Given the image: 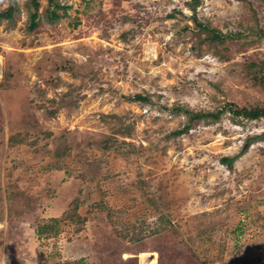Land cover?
Returning a JSON list of instances; mask_svg holds the SVG:
<instances>
[{"label":"rangeland","instance_id":"374dc122","mask_svg":"<svg viewBox=\"0 0 264 264\" xmlns=\"http://www.w3.org/2000/svg\"><path fill=\"white\" fill-rule=\"evenodd\" d=\"M36 1L0 0V264H264V0Z\"/></svg>","mask_w":264,"mask_h":264},{"label":"trees","instance_id":"16d2710c","mask_svg":"<svg viewBox=\"0 0 264 264\" xmlns=\"http://www.w3.org/2000/svg\"><path fill=\"white\" fill-rule=\"evenodd\" d=\"M53 4V3H51ZM38 2L36 0H34V6L35 8L37 9L38 8ZM55 5V9H58L60 8L59 4H54ZM63 8V7H62ZM66 10V8H64ZM40 14L39 12L36 10L30 17V26H29V29L32 31L36 28L39 27V18ZM60 16L58 15V13L54 10V11H50L49 12V18L51 19V21H54L55 19L59 18ZM206 28V27H204ZM138 99H142L141 97H137ZM245 114H247L248 116H256V117H264V109H257V110H253V111H244ZM218 116V115H217ZM234 161L233 158H222L221 159V162L225 163V164H228L229 166L232 164V162ZM52 230L54 227H42L39 229V234L42 235L43 234V230L45 229H49Z\"/></svg>","mask_w":264,"mask_h":264},{"label":"bare ground","instance_id":"6f19581e","mask_svg":"<svg viewBox=\"0 0 264 264\" xmlns=\"http://www.w3.org/2000/svg\"><path fill=\"white\" fill-rule=\"evenodd\" d=\"M0 73H1V65H0ZM151 255H153L154 257L151 258ZM148 256V259L151 260V262H153V264H156L157 258H156V253L155 252H148L147 255L142 253L140 255L141 257V264H151L147 261L146 257Z\"/></svg>","mask_w":264,"mask_h":264}]
</instances>
